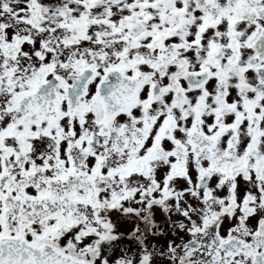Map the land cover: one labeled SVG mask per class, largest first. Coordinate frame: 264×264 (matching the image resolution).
Segmentation results:
<instances>
[{
  "label": "snow or ice",
  "instance_id": "1",
  "mask_svg": "<svg viewBox=\"0 0 264 264\" xmlns=\"http://www.w3.org/2000/svg\"><path fill=\"white\" fill-rule=\"evenodd\" d=\"M0 264H264V0H0Z\"/></svg>",
  "mask_w": 264,
  "mask_h": 264
},
{
  "label": "rangeland",
  "instance_id": "2",
  "mask_svg": "<svg viewBox=\"0 0 264 264\" xmlns=\"http://www.w3.org/2000/svg\"><path fill=\"white\" fill-rule=\"evenodd\" d=\"M124 227H125V228H130V227H131V225H130V224H127V223H125V224H124Z\"/></svg>",
  "mask_w": 264,
  "mask_h": 264
}]
</instances>
